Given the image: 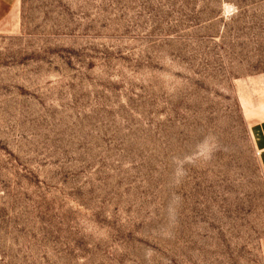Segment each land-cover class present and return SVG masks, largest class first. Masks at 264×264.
<instances>
[{"label": "rangeland", "instance_id": "obj_1", "mask_svg": "<svg viewBox=\"0 0 264 264\" xmlns=\"http://www.w3.org/2000/svg\"><path fill=\"white\" fill-rule=\"evenodd\" d=\"M264 0H0V264H264Z\"/></svg>", "mask_w": 264, "mask_h": 264}, {"label": "crops", "instance_id": "obj_2", "mask_svg": "<svg viewBox=\"0 0 264 264\" xmlns=\"http://www.w3.org/2000/svg\"><path fill=\"white\" fill-rule=\"evenodd\" d=\"M253 134L259 151L261 165L264 170V120L255 124Z\"/></svg>", "mask_w": 264, "mask_h": 264}]
</instances>
